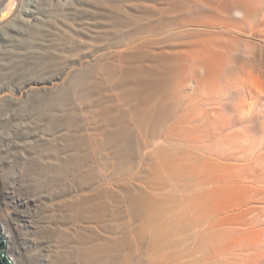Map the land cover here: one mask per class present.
<instances>
[{
  "label": "bare ground",
  "instance_id": "6f19581e",
  "mask_svg": "<svg viewBox=\"0 0 264 264\" xmlns=\"http://www.w3.org/2000/svg\"><path fill=\"white\" fill-rule=\"evenodd\" d=\"M233 53L240 75L264 72V0H0L13 264H251L210 209Z\"/></svg>",
  "mask_w": 264,
  "mask_h": 264
},
{
  "label": "rangeland",
  "instance_id": "374dc122",
  "mask_svg": "<svg viewBox=\"0 0 264 264\" xmlns=\"http://www.w3.org/2000/svg\"><path fill=\"white\" fill-rule=\"evenodd\" d=\"M232 56H234V58ZM232 56H231L232 59H231V63H230L231 67L228 66V68L232 71L233 74L242 73L241 69L239 68V63H237V61H240V60H238V58H236V54L233 53ZM257 65L258 64L254 65L256 67H254L252 69H255V70L257 69V70H259L258 72H257V70L256 71L254 70L253 72L251 71L250 73L247 74L248 77L251 75L252 79H250V77H249L247 80L246 79L247 76L246 77L244 76L246 74L236 75L235 80L236 81L238 80L240 83H237L236 81H234V83L238 84V86L236 84H234L235 86L232 85V86H234V87H232L234 89H229L228 91L226 90V92L228 93V94L225 93L226 98H225V96H224L225 94H224L223 95L224 97H222V99H221V100H223L220 102V103H222L221 108L223 109V115L225 114L224 118L222 117V120L228 121L227 127L229 130V131L227 130L226 132L223 131L224 134L225 133L228 134V136L225 135L227 138L226 140H225V136H224V140L228 141L229 143H232V144L225 142L229 147L227 145L224 146L225 145V143H224L223 148H222V151H223L222 161H224V163H223L224 167H223L222 172L224 173V179L222 180L223 190L221 193V197L220 198L218 197L216 200L217 202L219 201L218 202L219 205H217L216 204L217 202L214 200L215 204H216L215 208H214V206L213 207L209 206V208L211 207L210 209L213 208V212L212 211L211 212L213 214L215 213L214 215H212L211 218L215 219V218L219 217L221 219V217H222L224 219L220 220L218 218V221L220 220L219 222L221 223V225L223 224L222 221H224L225 222L224 227L227 224V226L230 227L231 229L234 228L235 231L233 230L234 232L232 234L233 235L235 234L234 236H235L236 242L238 241L241 243V241L246 240L247 245L252 244L251 248H249L250 246L248 245L249 246L248 250L249 249L251 251L253 250L252 252H254L255 254L252 253L253 255H251V253H250L251 251L249 250L248 254L250 257L248 256V258L250 260L251 256L253 257L255 255L256 258H254V257L253 258L256 261L253 260V258H252L250 261L251 264H253L254 262L255 263L257 262L256 264H263L264 263V238H262V236L264 237V227H263L264 226V94H263L264 93V87H262L263 82H264V77H263L264 72L262 69L259 68V65H258V67H257ZM254 73H255V75H254ZM256 73L258 75H256ZM259 73L260 74L263 73V74L259 75ZM255 76L259 77V82L262 83V85H259V83L257 84L258 80L256 79V81H255ZM260 76H261L262 80H261ZM236 77H238V78L236 79ZM253 77H254V79H253ZM258 77H256V78H258ZM249 79H250V83H249ZM252 81L255 82V84ZM256 85H257V88L255 87ZM242 86H245V87H242ZM247 86H249V87H247ZM253 86L255 88H253ZM258 86H261V88H263V89L262 90L258 89ZM251 88H252V90H251ZM255 89H257L258 91L257 90L253 91ZM200 95L204 96L202 91H200ZM244 104H245V106H244ZM242 108H244V110ZM245 108L246 109L248 108V110L246 111ZM241 110H243V111H241ZM233 120H234V122H233ZM221 132H222V130H221ZM207 136L209 137V138L207 137L208 141L212 143L215 139V134L213 132H211V130L209 129ZM234 136H235V138H234ZM230 147L231 148L233 147V149H231ZM242 148H245V149L241 150ZM232 150H235V152H233ZM236 150H239V151H236ZM224 151L227 153H225ZM228 152H230V153H228ZM226 154H228V155H226ZM235 155H236V157H234ZM225 161L226 162L229 161L230 163L229 162L225 163ZM235 162H237V163H235ZM251 164L253 167L251 166ZM230 176L232 178H230ZM237 180H240V182ZM247 180H248V182H247ZM226 181H227V183H226ZM228 181H229V185H228ZM244 184L246 186H244ZM213 202L211 204H214ZM216 208H217V211L220 210L217 213H216ZM234 212H236V213H234ZM220 213H221V215H220ZM216 214L220 215L221 217L216 215ZM229 216L231 217L230 219H229ZM228 220L229 221L231 220V221L229 222ZM227 221L230 224L226 223ZM240 223H241V225H240ZM1 227H2V225H1ZM221 227H220V229H221ZM262 232H263V234H262ZM232 234L229 236L230 240H233V239H231L234 237V236H232ZM250 234L253 237H251L252 239L249 240ZM242 235H244V236H242ZM246 237H248V239H246ZM257 237H259V238L257 239ZM247 240L251 244L248 243ZM251 240H253V241H251ZM210 243H211V249H212V247L217 245V243H215V242L214 243L210 242ZM253 243H254V245H253ZM241 244H239L240 245L239 247L243 248L244 245H243V243H241ZM245 248H246V246H245ZM257 251L262 253L261 258H259L260 256H257L258 254L260 255V253H258L256 255ZM257 257L259 259H257ZM252 261H253V263H252ZM258 261H259V263H258ZM261 262H263V263H261Z\"/></svg>",
  "mask_w": 264,
  "mask_h": 264
},
{
  "label": "water",
  "instance_id": "95a60500",
  "mask_svg": "<svg viewBox=\"0 0 264 264\" xmlns=\"http://www.w3.org/2000/svg\"><path fill=\"white\" fill-rule=\"evenodd\" d=\"M0 264H13L12 258L7 252V239L0 224Z\"/></svg>",
  "mask_w": 264,
  "mask_h": 264
}]
</instances>
